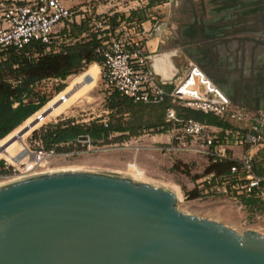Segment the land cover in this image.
<instances>
[{"label":"water","instance_id":"water-1","mask_svg":"<svg viewBox=\"0 0 264 264\" xmlns=\"http://www.w3.org/2000/svg\"><path fill=\"white\" fill-rule=\"evenodd\" d=\"M178 201L170 188L115 171L1 184L0 264H264L263 233L184 212Z\"/></svg>","mask_w":264,"mask_h":264},{"label":"built area","instance_id":"built-area-1","mask_svg":"<svg viewBox=\"0 0 264 264\" xmlns=\"http://www.w3.org/2000/svg\"><path fill=\"white\" fill-rule=\"evenodd\" d=\"M113 14L99 11L94 4L69 6L66 0H30L25 4L0 0V61L10 46L22 48L32 40L52 44L60 24L66 25L81 16L99 39L96 51L103 57L100 80L104 97L119 92L135 102L156 104L167 100L170 105L166 108L165 121L171 127L162 132L168 136L164 149L174 153H200L209 163L224 159L235 161L228 174H204L198 180V189L207 197L221 192L232 199L252 198L257 201L253 219L264 221V174L255 168L256 162L264 156V109L254 110L234 103L194 61L188 62L184 74L178 77L171 90H167L157 77L148 52L147 42L153 30L147 29L142 21L127 16L118 17L114 24ZM177 107L212 113L232 127L223 129L192 117L183 118ZM143 132L157 134L153 129ZM80 141L82 149L63 154L98 148L88 138ZM235 147L241 148L239 155ZM32 152L36 160L31 163L5 161V167L15 175L9 180L41 173L37 170L41 164L38 161L60 154L44 148Z\"/></svg>","mask_w":264,"mask_h":264},{"label":"rangeland","instance_id":"rangeland-1","mask_svg":"<svg viewBox=\"0 0 264 264\" xmlns=\"http://www.w3.org/2000/svg\"><path fill=\"white\" fill-rule=\"evenodd\" d=\"M131 1L134 0H71L70 4L73 6H85L88 4H94L96 6L102 5L105 8L104 10H116V8H119V4L125 7L126 5H130ZM163 1L165 0H159V3ZM178 1L189 4L188 6H191L196 12L198 10L200 12V9L203 10L201 12L202 14H200L205 19L213 20V23H216L218 21L217 18L221 16L222 12L219 11L220 8L230 3L227 0ZM207 10H210L211 14L206 15ZM240 10L242 11V9ZM58 28L55 34L57 45L64 41V38L60 37L61 29ZM260 56L263 58V68L264 49ZM92 66L96 68V74L87 81H80L77 86H74L72 80L89 71ZM99 66L100 64L94 62L87 65L83 70L69 75L63 81L51 78L38 83L36 88L42 90L43 94L50 97L49 102L10 134L0 139V147L5 146L6 152H12L13 154H20L22 156L25 154V148H29L31 151L39 148L41 142L35 139L34 132L42 126L55 123L59 120L71 119L76 123H87L97 118H107L110 110L106 107L105 97L101 90ZM60 82H63L66 88L57 92L56 88ZM68 90L70 91V100L60 102V97ZM48 109H50L48 115L38 123L31 125L37 116ZM133 115L134 119L138 115L139 120L143 116L144 122L148 123L156 122L159 116L164 118L165 111L161 107L148 105ZM127 118L130 117L127 116ZM24 128L28 130L20 135ZM126 134L128 135V133ZM16 135L20 136L16 137ZM119 135L117 133L114 136ZM166 139V135L163 138H158L153 134H144L142 131L138 135H129L123 141L96 145L95 148L98 147L97 149H83L73 154H63L64 152H61L56 156L46 159L44 165L38 167L37 170L44 172L63 169L115 171L134 178L133 172L135 171L129 167V163H135L143 171V179L140 181L175 189L178 192V207L182 211L216 219L235 228L239 232L246 229H253L264 234V221L253 219V211H248L245 208L242 203V197L232 199L221 192L208 197L200 196L194 199L188 197L186 192L198 187L199 177L196 178V176L203 174L209 165L208 159L202 154L195 152H169L164 149L166 145L164 140ZM138 150L140 151L137 155ZM4 156L5 153H0V160L9 162ZM177 161L180 162L179 168H174L173 166ZM13 176L15 175L12 170H9L5 166L0 167V183L10 182L9 177L12 178ZM240 204H243V206Z\"/></svg>","mask_w":264,"mask_h":264},{"label":"trees","instance_id":"trees-1","mask_svg":"<svg viewBox=\"0 0 264 264\" xmlns=\"http://www.w3.org/2000/svg\"><path fill=\"white\" fill-rule=\"evenodd\" d=\"M119 16L125 18L122 13H115L112 16L114 24ZM127 18L141 20L136 11ZM60 37H63L64 41L58 45L56 38L50 45L40 40H32L22 48L10 46L3 52L4 58L0 61V139L10 134L49 102L50 97L36 88L38 83L51 78L63 81L89 64L102 62V55L96 51L99 39L96 33L90 31L87 20L83 19L80 23H72L68 28L61 29ZM65 88L66 85L60 82L56 91L60 92ZM105 101L106 107L110 110L107 118L101 117L87 123H76L71 119L59 120L35 130L34 137L41 142L38 149H54L58 153L71 152L83 148L81 137H87L92 144L100 145L123 141L129 135H138L145 129L161 133L171 127L162 116H159L156 122L148 123L144 122L143 116L140 120L138 115L133 118V114L148 105L161 107L166 112L170 105L167 100L156 104L135 102L119 92H113L105 97ZM177 112L183 118L192 117L223 129L232 127L230 123L212 113L187 107H177ZM104 118L106 120H103ZM117 133L120 135L114 136ZM234 162L224 159L209 163L203 174H198L196 178L211 172L217 175L228 174ZM179 164L177 161L173 167L179 168ZM263 165L264 156H261L260 162L255 164L256 171L260 174H264ZM1 166H5V160H0ZM186 195L194 199L202 196V193L197 187L186 192ZM242 203L248 211H253L255 205L257 206L256 200L245 196L242 197Z\"/></svg>","mask_w":264,"mask_h":264},{"label":"crops","instance_id":"crops-1","mask_svg":"<svg viewBox=\"0 0 264 264\" xmlns=\"http://www.w3.org/2000/svg\"><path fill=\"white\" fill-rule=\"evenodd\" d=\"M2 1L9 2L11 0ZM29 1L30 0H16L19 4H25ZM70 1L71 0H66V4L69 6L72 5L70 4ZM188 5L189 4L179 2L178 0H165L162 3H159V0H134L131 1L130 5H126L125 7L120 6L119 4V8H116V10H104L105 8H103L102 5H99L98 9L99 11H111L114 14L119 11H123L120 13H122L124 17L130 16L133 11H136V13L141 16L140 21H142L144 26L147 29L153 30L152 36L147 42L148 52L151 55L153 67L159 74L157 77L165 85L167 90H171L178 77L184 74L188 62L194 61L227 93L222 80H224V78L225 80H228V77L233 78L234 75H237L236 68L238 66L242 64L244 66L249 65L251 58L248 53L249 47L252 43V34L248 29L246 31L243 30L239 32L237 29H233L234 27L232 26L230 27V30H225V28L222 29V26L218 27L220 29V33L216 39L217 54L213 60L218 76L213 75L208 70L207 55L203 51L199 50L202 48L203 44H197L189 37H186L183 30L190 27V24L215 23L212 22L213 20L205 19L201 15L203 10L200 9V12L199 10L196 12ZM229 7H233L231 2L220 8L219 11L222 12L220 17L224 19L216 24H238L237 20L233 19V15L235 13L233 8H231L232 10H227ZM223 8L227 9L224 10ZM206 13V15L211 14L210 10H207ZM226 15L228 18L224 17ZM82 20V17L78 16L71 23H67L66 25L60 24L58 29L68 28L70 24L80 23ZM223 30L226 32H223ZM240 38L243 39V42L239 41ZM205 42H208V40ZM240 44L244 45L248 50L245 57H241L239 55ZM233 70H236V72L234 73ZM161 79L164 80L162 81ZM241 106L249 109H255L247 105ZM103 120H106V118ZM153 135L158 138H163L165 135L167 136L166 133L162 132ZM164 141L168 142V136ZM234 150L238 155L241 152V148L239 147H235ZM139 151L140 150H138L137 155L139 154ZM202 176L203 175H201L199 179ZM172 190H174L178 195V192L175 189Z\"/></svg>","mask_w":264,"mask_h":264},{"label":"flooded vegetation","instance_id":"flooded-vegetation-1","mask_svg":"<svg viewBox=\"0 0 264 264\" xmlns=\"http://www.w3.org/2000/svg\"><path fill=\"white\" fill-rule=\"evenodd\" d=\"M233 5L234 17L238 24H216L222 21V17L217 18L215 24H190V27L185 28L184 34L197 44H203L200 51H203L207 57L208 70L218 76L217 70L214 67V58L217 54L216 39L219 36L220 29L230 30V27L241 32L249 30L252 34V43L249 47V55L251 61L248 66L243 64L238 66L237 75L233 78L228 77V80H222L225 85V90L234 102L240 105H247L251 108L264 109V67L260 54L264 49V0H227ZM230 7L227 9H231ZM224 9V8H223ZM224 9V10H226ZM242 9V11L240 10ZM232 10V9H231ZM225 18L228 16H224ZM223 32H226L223 30ZM208 40V42H205ZM243 42V39H239ZM241 57H245L247 48L240 44ZM245 69V70H244Z\"/></svg>","mask_w":264,"mask_h":264},{"label":"bare ground","instance_id":"bare-ground-1","mask_svg":"<svg viewBox=\"0 0 264 264\" xmlns=\"http://www.w3.org/2000/svg\"><path fill=\"white\" fill-rule=\"evenodd\" d=\"M169 55V54H168ZM95 71H96V68L94 67V66H92L91 67V69L89 70V71H87L86 73H84L83 75H81V76H79V77H75L73 80H72V84L74 85V86H77L78 84H79V82L80 81H87L89 78H91L92 76H93V74L95 73ZM96 74V73H95ZM69 90L67 91V92H65V93H63L62 94V96L60 97V102H66V101H68V100H70V96H69ZM48 111L50 112V109H48ZM45 116H37V118L33 121V123L31 124V125H33V124H36V123H38L41 119H43ZM20 135H16V137H19ZM0 153L2 154V153H5V158L9 161V162H15V163H23V162H27V163H31V161H33V160H36V157L34 156V154H33V152L29 149V148H25V151H24V153L25 154H23L22 156L20 155V154H13L12 152H6V150H5V146H3V147H0ZM26 158H28V159H26ZM28 160V161H27ZM44 161L45 160H42V158H41V160L40 161H38V163L39 162H41V164H40V166L41 165H44ZM129 167L130 168H132L135 172H133V177L135 178V179H139V180H141V179H143L142 177H143V171L141 170V169H139L138 167H137V165L134 163H129ZM64 170V169H63ZM49 171V170H48ZM53 171V170H52ZM42 172H44V171H42ZM46 172V171H45ZM39 173V172H38ZM37 172L36 173H32V174H29V175H27V176H31V175H35V174H38ZM26 176V177H27ZM20 178H22V176L20 177ZM19 177H16V179L15 178H13L12 180L10 179L9 181H13V180H18V179H20ZM2 183H4V182H2ZM2 183H0V184H2Z\"/></svg>","mask_w":264,"mask_h":264}]
</instances>
